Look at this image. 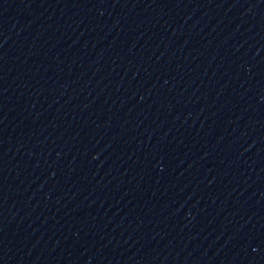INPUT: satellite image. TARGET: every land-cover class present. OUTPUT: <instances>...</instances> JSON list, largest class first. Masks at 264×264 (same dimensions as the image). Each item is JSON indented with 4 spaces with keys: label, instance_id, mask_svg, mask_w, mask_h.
Here are the masks:
<instances>
[{
    "label": "water",
    "instance_id": "water-1",
    "mask_svg": "<svg viewBox=\"0 0 264 264\" xmlns=\"http://www.w3.org/2000/svg\"><path fill=\"white\" fill-rule=\"evenodd\" d=\"M0 264H264V0H0Z\"/></svg>",
    "mask_w": 264,
    "mask_h": 264
}]
</instances>
